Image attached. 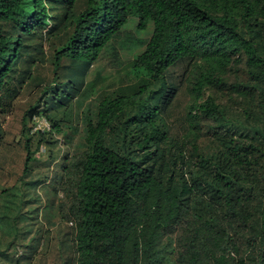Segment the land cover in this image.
I'll list each match as a JSON object with an SVG mask.
<instances>
[{
    "label": "trees",
    "instance_id": "16d2710c",
    "mask_svg": "<svg viewBox=\"0 0 264 264\" xmlns=\"http://www.w3.org/2000/svg\"><path fill=\"white\" fill-rule=\"evenodd\" d=\"M132 15L141 29L152 24V34L131 62L137 81L103 97L96 119L85 123L86 149L71 167L72 264H264V0H0V112L12 109L37 77L33 67L51 55L52 80L38 84L23 115L25 171L35 153L29 125L46 116L63 132L88 68ZM185 60L194 64L193 129L192 142L179 144L163 112L178 93L167 72ZM232 70L244 78L230 81ZM208 86L228 90V105L203 99ZM231 103L241 105L254 133L239 135L219 120ZM120 117L134 150L108 143ZM202 117L219 142L210 154L198 143ZM179 161L177 182L171 163Z\"/></svg>",
    "mask_w": 264,
    "mask_h": 264
},
{
    "label": "rangeland",
    "instance_id": "374dc122",
    "mask_svg": "<svg viewBox=\"0 0 264 264\" xmlns=\"http://www.w3.org/2000/svg\"><path fill=\"white\" fill-rule=\"evenodd\" d=\"M138 24V17L130 16L129 22L88 68L84 83L79 85L78 94L68 106L66 120L62 122L63 132L56 130L46 116H41V121L36 120V126L29 125L35 153L27 171L23 115L41 93L44 84H38L52 80L51 55L33 67L37 77L20 88L12 109L0 112V264H72L77 218L73 206L77 197L76 169L71 167L76 163L77 154L86 149L84 126L88 118L96 119L100 100L125 92L137 81L131 62L144 50L152 34V24L145 29ZM193 65L188 60L181 61L167 72L168 80L178 86V93L163 116L171 139L179 144L192 142L189 134L193 127L188 111L193 102L190 90L194 80ZM227 78L240 80L244 74L232 70ZM145 96L148 97V93ZM209 96L219 103H229L231 94L226 89L208 86L203 99ZM243 111L240 104L231 103L225 109V117L219 115L218 118L226 121L228 129L239 135L254 133L255 125ZM129 114V109L125 108L123 116ZM196 124L200 148L208 154L214 152L219 142L213 135L212 120L202 117ZM34 126L40 133L35 132ZM123 126L124 119L120 117L108 135L109 145L116 149H136L135 144L124 140ZM39 140L43 141L37 147ZM176 151L173 147L172 153ZM178 163L177 166L171 163V167L180 182L182 171L180 161ZM196 201L198 204L194 205L202 207V200ZM183 229L184 224H181L171 233L176 237Z\"/></svg>",
    "mask_w": 264,
    "mask_h": 264
},
{
    "label": "built area",
    "instance_id": "2783aa9c",
    "mask_svg": "<svg viewBox=\"0 0 264 264\" xmlns=\"http://www.w3.org/2000/svg\"><path fill=\"white\" fill-rule=\"evenodd\" d=\"M41 116H38L37 118H36V120L37 121H41V118H40ZM35 129L37 130L38 129V127H35ZM71 223H73V221H71Z\"/></svg>",
    "mask_w": 264,
    "mask_h": 264
}]
</instances>
